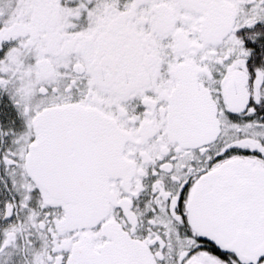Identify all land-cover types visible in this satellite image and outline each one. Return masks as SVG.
Masks as SVG:
<instances>
[{"label": "snow or ice", "instance_id": "1", "mask_svg": "<svg viewBox=\"0 0 264 264\" xmlns=\"http://www.w3.org/2000/svg\"><path fill=\"white\" fill-rule=\"evenodd\" d=\"M0 264H264V0H0Z\"/></svg>", "mask_w": 264, "mask_h": 264}]
</instances>
